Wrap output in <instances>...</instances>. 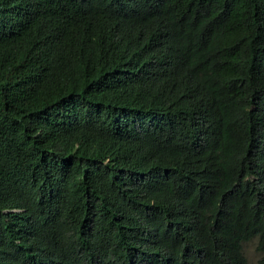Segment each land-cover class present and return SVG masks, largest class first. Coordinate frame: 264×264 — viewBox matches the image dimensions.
Here are the masks:
<instances>
[{"label": "trees", "instance_id": "1", "mask_svg": "<svg viewBox=\"0 0 264 264\" xmlns=\"http://www.w3.org/2000/svg\"><path fill=\"white\" fill-rule=\"evenodd\" d=\"M264 252V0H0V264H249Z\"/></svg>", "mask_w": 264, "mask_h": 264}, {"label": "rangeland", "instance_id": "2", "mask_svg": "<svg viewBox=\"0 0 264 264\" xmlns=\"http://www.w3.org/2000/svg\"><path fill=\"white\" fill-rule=\"evenodd\" d=\"M257 245L256 239L244 243V253L249 264H264V252L260 251Z\"/></svg>", "mask_w": 264, "mask_h": 264}]
</instances>
